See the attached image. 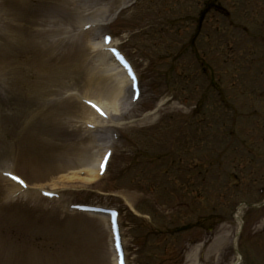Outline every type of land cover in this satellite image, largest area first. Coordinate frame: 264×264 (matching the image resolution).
Instances as JSON below:
<instances>
[{
    "label": "rangeland",
    "instance_id": "rangeland-1",
    "mask_svg": "<svg viewBox=\"0 0 264 264\" xmlns=\"http://www.w3.org/2000/svg\"><path fill=\"white\" fill-rule=\"evenodd\" d=\"M205 1L0 0V264H114L104 218L71 201L120 210L128 264H264V0H217L197 27ZM80 14L106 23L141 77L98 176L78 106L106 96L87 74L101 37ZM203 106L210 130L192 126ZM239 202L254 204L240 226Z\"/></svg>",
    "mask_w": 264,
    "mask_h": 264
},
{
    "label": "bare ground",
    "instance_id": "bare-ground-1",
    "mask_svg": "<svg viewBox=\"0 0 264 264\" xmlns=\"http://www.w3.org/2000/svg\"><path fill=\"white\" fill-rule=\"evenodd\" d=\"M75 1L78 2L79 0L78 1L75 0ZM78 3H80L79 4L80 7H84L86 4V2H83V3L78 2ZM79 16H80V20H81L80 22H82V25L85 23H89V22H95V20H97V17H92L93 15L87 16L85 14H82V15L80 14ZM81 16H85L87 18H82ZM93 35H97V33H94ZM103 35H102V39H103ZM97 44H99L100 50L103 49L104 45L100 43H93V44H89L88 46L94 47ZM112 45L113 43H111L109 46H112ZM89 65H90L89 69L90 71L91 70L92 71L90 72V74L89 73L87 74L89 75V77L92 78L91 82L96 83V87H98L100 90L102 89L103 92L105 91L104 93L106 94V96H102V94L99 93L98 96L94 97L93 99L101 103L108 110V112L110 113L109 115L110 119L114 120L115 118V121H112V122H114L115 125H117L119 124V122L117 121V117L119 116L120 113L126 112L127 110L126 104L131 102L132 92L130 89L131 88L130 82L128 78L123 74V71L119 67V65L116 64V62L111 58L110 54L106 51L100 52L97 58ZM121 105H123V109H122L124 110L123 112L121 111ZM78 107L79 109H81L82 112L87 113L86 115L88 116L91 115L94 117L93 113L91 111H88L84 106L83 107L78 106ZM96 119L97 118L94 117L93 120L95 121ZM94 139L98 142L99 141L103 143L106 142L105 138L100 137V136H96L94 137ZM100 156L101 155H99L97 158V155H96L94 158V163H92L91 165L84 164L86 165L85 169H88L91 173L95 174L96 169H97L96 164L99 162ZM94 174L92 175L94 176ZM241 209L242 207L240 206L237 209L236 214H235V217L238 220L239 226L242 223L241 218H240ZM104 222L106 223V226H108V220L107 218L105 219V217H104ZM110 244L112 246L111 236H110ZM113 258L115 262V254Z\"/></svg>",
    "mask_w": 264,
    "mask_h": 264
},
{
    "label": "snow or ice",
    "instance_id": "snow-or-ice-1",
    "mask_svg": "<svg viewBox=\"0 0 264 264\" xmlns=\"http://www.w3.org/2000/svg\"><path fill=\"white\" fill-rule=\"evenodd\" d=\"M103 167V166H102ZM14 179H16V178H14ZM21 183H22V181H21Z\"/></svg>",
    "mask_w": 264,
    "mask_h": 264
}]
</instances>
